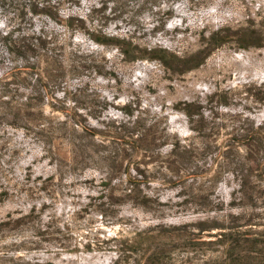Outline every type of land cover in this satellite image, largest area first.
Returning a JSON list of instances; mask_svg holds the SVG:
<instances>
[{
	"label": "rangeland",
	"instance_id": "1",
	"mask_svg": "<svg viewBox=\"0 0 264 264\" xmlns=\"http://www.w3.org/2000/svg\"><path fill=\"white\" fill-rule=\"evenodd\" d=\"M0 264H264V0H0Z\"/></svg>",
	"mask_w": 264,
	"mask_h": 264
}]
</instances>
